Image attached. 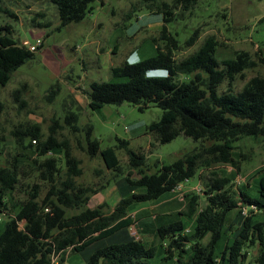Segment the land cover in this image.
Here are the masks:
<instances>
[{"label":"trees","instance_id":"trees-1","mask_svg":"<svg viewBox=\"0 0 264 264\" xmlns=\"http://www.w3.org/2000/svg\"><path fill=\"white\" fill-rule=\"evenodd\" d=\"M94 1L51 0L59 17L57 29L83 21L91 12ZM198 1L139 0V5H146L151 12L163 15L162 28L153 37L156 54L141 59L135 66L129 65V57L123 64L111 68L114 76L126 81H93L86 93L91 110L123 102L139 105L140 109L155 104L162 109V116L146 128L156 141L166 143L184 134L199 141L200 145L149 173L144 151L131 149L126 139H119L115 146L101 148L99 140L92 138L93 125L80 126L79 113L71 109H66L63 123L58 118L52 119L46 138L38 123L28 127L19 125L11 133L24 151H20L9 165H2L0 157V219L1 215H9L0 234V264H55L54 257L60 258L56 264H64L69 249L83 251L97 241H108L112 237L115 238L88 256L87 264H252L247 261L244 249L255 243L259 250L254 261L264 264V221L242 212L245 207L264 214V167L257 172L259 197L237 187L234 178L221 174L215 167L230 163L240 173L241 162L233 156L236 142L245 136L264 140V77L250 78L236 92L237 78L258 63L246 50L236 51L233 58L219 60L215 54L220 44L214 35L207 36L193 53L180 60L176 58L177 51L196 44L199 30L181 43L178 35L169 29V24L177 20V8L189 10ZM5 12L16 17L12 11ZM37 15L45 16L40 12ZM32 21L37 28L50 26L49 22L36 18ZM14 33L12 24L0 23V86H6L14 72L36 56V52ZM43 46L44 43L39 49ZM160 70H166L168 76L146 78L147 73ZM181 75L186 78L181 79ZM224 83L227 89L221 92ZM58 91L59 88L51 89L49 101ZM21 93L22 90L17 88L12 94L20 106H24L26 101ZM4 108L0 100V116ZM63 128H69L73 133L85 132L88 154L101 156L107 169L113 172L121 169L117 151L124 150L128 155L129 165L139 176L131 170L121 178L118 182L121 197L114 208L105 211L104 207H109L107 203L89 206V194L96 191L76 181L83 169L81 161L72 153L69 140H60L57 136L58 130ZM28 137L35 142H27ZM56 148L64 149L65 160L53 156ZM241 156L248 158L244 152ZM24 165L35 169L49 189L46 196L40 198L41 188L35 184L27 199L14 204L17 210L11 216L6 197L20 183ZM63 166L66 167L64 173ZM200 169L201 181L204 180L207 187L203 190L206 203L201 206L200 194L185 193L186 205L180 211L182 217L193 220L190 231L183 218H179L159 226L149 245L129 235L128 228L133 224L129 207L133 203L161 198L193 178ZM206 169H210L209 177L203 174ZM70 209L80 212L69 215ZM233 211L235 215L226 225ZM228 230L232 232V239L225 236ZM224 238L228 240L224 241V250L218 255L217 245ZM159 246L165 256L160 262H152L151 259L159 254Z\"/></svg>","mask_w":264,"mask_h":264},{"label":"rangeland","instance_id":"rangeland-1","mask_svg":"<svg viewBox=\"0 0 264 264\" xmlns=\"http://www.w3.org/2000/svg\"><path fill=\"white\" fill-rule=\"evenodd\" d=\"M138 1L95 0L91 4V12L83 21L59 30L57 8L51 0H0L1 24H12L15 28L14 34L21 42L27 40L35 44L39 38H42V43L44 42L43 48L35 51L36 56L15 71L6 86H0V100L5 105L0 116L2 165L13 163L19 152L24 151L16 144L11 133L13 129L19 125L28 127L38 123L46 138L50 132L52 119L58 118L63 123L66 109L79 113L80 126L89 123L93 125L92 138L99 140L101 148L115 146L119 139H126L131 149L144 151L148 157L149 173L156 172L162 164H170L200 145L199 141L184 134L166 143L156 141L146 128L150 122L157 121L162 116V109L155 104H150L144 109L129 102L106 104L97 110L88 107L86 91L93 81H126L124 78L114 76L111 68L123 64L134 54H138L141 60L154 56L157 52L153 37L157 36L162 28L163 15L151 12L146 5H139ZM5 10L12 11L16 17L9 15ZM39 12L45 16H38ZM176 12L177 20L169 24V29L178 35L181 43L199 30L196 44L183 47L176 52L178 60L196 51L207 36L214 35L220 44L215 54L219 60L233 58L236 51L246 50L258 63L255 68L246 70L242 77L237 78L234 85L236 92L241 90L250 78L264 77V0H199L194 8L185 10L179 7ZM33 18L49 22L50 26L37 28L34 26ZM180 78L186 77L181 75ZM53 87L59 88V91L54 99L49 101L48 95ZM17 88L22 90L21 97L26 101L24 106H20L12 94ZM220 88L221 92L226 91V83ZM57 136L60 140H69L73 155L81 161L83 173L76 181L96 191L89 194V206L107 203L109 207H104L105 211L114 208L121 197V190L118 188L121 178L128 175L131 170L135 176H139L137 170L129 165L128 155L124 150L117 151L121 169L116 173L107 169L101 156L93 157L88 154L85 132L73 133L69 128H63L58 130ZM30 140L35 142L28 137L27 142ZM236 145L233 156L241 162V172L238 173L230 163L215 167L221 174L234 178L237 187L241 186L251 196L259 197L257 172L264 167V140L245 136L238 140ZM63 151V148H56L53 156L64 159ZM241 152L247 154L248 158L243 159ZM32 155L35 156L34 153ZM22 169L25 172L20 177V183L6 197L11 216L17 210L14 209V204L27 199L35 184L41 188L40 198L45 197L49 189V185L40 178L35 169L27 165L22 166ZM65 170L66 167L63 166V173ZM201 171L200 169L193 178L181 183L180 190L168 192L159 200L133 203L129 207V214L133 220V224L128 228L129 235L144 240L147 245L151 244L155 225L161 218V215H158L161 210L151 208L168 198H171V203L163 206V209L172 210L174 216L165 215L161 222L167 224L183 218L187 229H191L193 220L179 215L177 208L182 202L177 203L175 199H184L183 195L179 194L182 191L197 193L201 195V206L205 205L203 190L207 187L205 181H201ZM209 172L210 169H206L203 174L209 177ZM78 212L80 210L70 209L68 214ZM246 213L264 221L262 213L251 212L250 209H247ZM234 215L235 211L230 213L226 225ZM8 216L1 215L0 234L5 229ZM24 222V220L20 222L21 227L24 226ZM227 235L232 239L231 231L228 230L225 236ZM114 238L97 241L83 251L69 249L64 264H87L88 256L96 248ZM226 240L228 239H221L218 243L216 251L218 255L224 250ZM258 250L257 243L245 247L244 253L248 262L256 264L254 259ZM163 256L165 255L160 248L159 254L151 261L160 262ZM59 261V257L53 258L55 264Z\"/></svg>","mask_w":264,"mask_h":264},{"label":"crops","instance_id":"crops-1","mask_svg":"<svg viewBox=\"0 0 264 264\" xmlns=\"http://www.w3.org/2000/svg\"><path fill=\"white\" fill-rule=\"evenodd\" d=\"M59 24V23H58ZM39 39H42V38H39ZM23 44H25L27 47H29L30 45H33V44H31L30 42H28L27 40H23V42H22ZM44 43V42H43ZM171 192V191H170ZM186 193V191H182V192H179V194L181 195H183V197H184V194ZM178 195V194H177ZM180 195H178V197H181ZM160 199V198H159ZM159 199H157V200H159ZM175 201L177 202V203H180V202H182V205L180 204L179 206H178V208H177V210H178V212H179V215H180V211L181 210H183V207L186 205V200H181V198L180 199H175ZM169 203H171V198H168V199H165V201L163 202V203H158V205H156L155 207H153V208H151V209H154V210H158V209H160L161 211H160V213L158 214V215H161L160 217L161 218H159L158 220H160V222L162 221V217H164L165 218V215L166 216H174V212H172V210H169V211H167V210H164L163 209V206H165L166 204H169ZM139 209H137V211H138ZM136 211V210H135ZM134 212V211H133ZM155 214V213H154ZM181 216V215H180ZM179 219V218H178ZM160 222L158 221L157 223H156V225H155V228H154V234H155V230L159 227V226H161V225H164L165 224V222L163 223V222H161V224H160ZM159 223V224H158ZM144 241V240H143ZM145 242V241H144Z\"/></svg>","mask_w":264,"mask_h":264},{"label":"clouds","instance_id":"clouds-1","mask_svg":"<svg viewBox=\"0 0 264 264\" xmlns=\"http://www.w3.org/2000/svg\"><path fill=\"white\" fill-rule=\"evenodd\" d=\"M139 62H140V60H139L138 54H134V56L132 58H130V60H129V65L130 66H135ZM153 75L159 76V77H167L168 76V72L166 70H160V71L155 72V73L149 72V73L146 74V78L151 77Z\"/></svg>","mask_w":264,"mask_h":264},{"label":"built area","instance_id":"built-area-1","mask_svg":"<svg viewBox=\"0 0 264 264\" xmlns=\"http://www.w3.org/2000/svg\"><path fill=\"white\" fill-rule=\"evenodd\" d=\"M42 45V39H38L37 40V42L35 43V44H33V45H30L29 46V49L31 50V51H36L40 46ZM181 185L182 184H180L179 186H177V188L176 189H181ZM242 212L244 213V214H247L246 212H247V208H243L242 209ZM187 231H190V229H187Z\"/></svg>","mask_w":264,"mask_h":264}]
</instances>
